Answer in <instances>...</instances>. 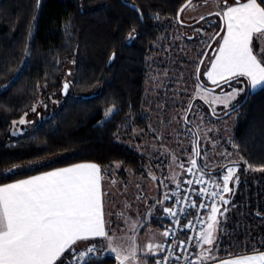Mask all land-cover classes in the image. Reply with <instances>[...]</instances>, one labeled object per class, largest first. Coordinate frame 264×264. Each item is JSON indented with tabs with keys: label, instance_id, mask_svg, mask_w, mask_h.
I'll use <instances>...</instances> for the list:
<instances>
[{
	"label": "trees",
	"instance_id": "trees-1",
	"mask_svg": "<svg viewBox=\"0 0 264 264\" xmlns=\"http://www.w3.org/2000/svg\"><path fill=\"white\" fill-rule=\"evenodd\" d=\"M185 2L128 0L143 13L141 21L124 0H41L38 11L36 0H0V169H19L6 180L0 178V184L82 162L106 169L115 163L139 168L143 157L124 137L148 125L149 60L157 50L166 55L172 49L170 36L179 26L176 16ZM214 24L218 32L220 20ZM133 28L139 35L129 44L125 37ZM113 52L116 57L109 63ZM68 63L73 67L70 93L61 94L60 108L33 130L9 138L14 122L31 111L42 90L47 95L62 89ZM200 80L204 82L202 73ZM112 106L118 114L101 124L103 112ZM229 116L236 118L229 148L242 160L232 215L238 224L234 238L243 249L232 251L227 241L221 253L237 257L264 251V172L246 170L248 165L264 166V91ZM29 164L31 170L21 167ZM208 173L222 183L220 172ZM238 229L243 230L240 235Z\"/></svg>",
	"mask_w": 264,
	"mask_h": 264
},
{
	"label": "snow or ice",
	"instance_id": "snow-or-ice-1",
	"mask_svg": "<svg viewBox=\"0 0 264 264\" xmlns=\"http://www.w3.org/2000/svg\"><path fill=\"white\" fill-rule=\"evenodd\" d=\"M40 3L41 0H36L37 11ZM124 3L125 6L135 10L139 14V19L143 21V13L135 4L128 3V0H124ZM203 3L215 9L208 15L220 18L222 21L220 32L224 34L219 46L214 49V58L211 60L210 66L204 72L207 78L204 83L200 81L199 68V64H203L204 60L199 61L193 74L195 76L193 99L199 97L209 104L213 116L216 115L214 107L216 104H222L233 112L239 111L249 102L254 93L264 91V0H203ZM197 6L193 0H186L177 13L176 22L182 24L183 21L179 18L180 14L186 9ZM153 18L158 21L159 14ZM205 19L206 17L201 15L197 23ZM208 23L211 25L212 22ZM70 24L69 21L66 27H70ZM202 31V28L194 29L196 34H200ZM28 35L31 37V28ZM138 35L133 28L125 40L130 44L137 39ZM217 36H219V32L208 39L215 40ZM162 39H167V37ZM187 39L192 40L193 37L189 36ZM207 47H211V44H207ZM24 55L25 57L29 55L27 44L24 48ZM198 55L206 56L207 53L201 51ZM115 57L116 53L113 52L109 63ZM23 63H26V60L22 61ZM22 70V67L17 70V76ZM167 78V70L163 72V78L159 75L154 77L158 86L165 90L166 95L168 89L165 80ZM207 82H210L212 87H208ZM10 84L3 86L4 89L7 90ZM224 85H227L231 90L227 93L222 91L219 96L213 94L216 88L223 89ZM69 87L70 82L65 81L62 86L65 95H68ZM183 91L187 92V89L185 88ZM177 95L178 93L174 94L173 104L176 102L175 96ZM237 97L242 98L235 104L231 103L237 100ZM157 108L163 111V105H157ZM198 108V105L189 102L184 108L182 116L185 126L184 134H191L192 157H194L190 158V166L185 169L189 175L194 177V179L184 181L189 186L184 189L185 192L191 191V186L194 183L196 185L209 183L205 180V176L209 175L207 161L201 165L198 173L195 171L198 163L197 158L202 153L207 157V149L201 147L200 125H195V130L188 127L194 123L189 119V113L203 120V117L199 116ZM115 114H118L115 106L109 107L103 112V119L100 123L110 121V118H114ZM172 121H176L175 116L167 123L171 124ZM176 122L180 123V121ZM18 123L23 125L26 120L21 118ZM208 131L211 132L213 129H208ZM179 135L180 133H177L178 137ZM215 139L213 138V143ZM233 148L238 149L239 146L233 144ZM221 155L230 157L231 153L225 152ZM172 159L175 162L174 153ZM244 163L247 164V161ZM21 167L31 170L33 165ZM115 167H119V164H116ZM180 167L184 169L183 164ZM246 170L264 172V166L248 165ZM18 171L19 169L16 167L7 170L0 169V178L6 180L10 175L17 174ZM238 171V166H229L226 169V174L222 176V186L213 181L215 190L207 192L204 187H201L198 192H194L197 198L209 196L212 200L210 214L207 217V221L210 223L207 224L206 229L200 231L196 238V247H199L201 251L198 260L195 261L190 259L186 251L176 255L178 247L186 249L191 246L193 237H188L187 241L174 238L171 246L165 247L170 234L175 237L178 229L191 230L192 228V221H189L187 225H180V216L183 215L186 218L189 214L188 210L175 206H179L184 201L188 204V208L206 210L208 207L207 201L197 204L195 200H191L189 195H181L179 182L176 183L175 190L165 191L162 199H154L153 203L147 207L145 215L152 216L159 207L177 227L168 228L160 233L164 239L159 242L153 236L150 242L144 246L146 251H143L137 244V234L140 228L144 227L143 217L138 214L137 219L133 220L128 216L127 209L131 207L129 204L125 203L124 208L115 214V220L112 219L111 212L107 214L106 218L103 201L105 193L102 191V169L96 163H76L27 179L0 184V264H106V260L113 257L117 264H180L181 260L184 261V264H208L209 259H214L213 249H215V253H219L217 234L223 230L220 225L225 218V213L229 210L227 207H223L221 210L218 205H229L230 200L226 199L223 194H234V189L229 187V183L231 181L236 186L239 185L240 178L236 175ZM149 175L153 181L158 179L152 172H149ZM170 178L176 181V174ZM209 180H212L211 176H209ZM112 182L115 183V181ZM160 184L167 187L163 180H160ZM140 198V196L137 197V199ZM173 198L174 206H166L165 202L173 200ZM257 216H260L259 212ZM197 219L200 218L197 217ZM121 221L124 224L123 229L119 223ZM201 228H203V224ZM82 241L87 243L80 247L79 242ZM260 243L264 245V239H261ZM205 245L209 247L205 248ZM163 252H167V255L157 258V255ZM205 253L209 255L206 256ZM219 264H264V253L245 254L240 258L230 260L224 259Z\"/></svg>",
	"mask_w": 264,
	"mask_h": 264
},
{
	"label": "rangeland",
	"instance_id": "rangeland-1",
	"mask_svg": "<svg viewBox=\"0 0 264 264\" xmlns=\"http://www.w3.org/2000/svg\"><path fill=\"white\" fill-rule=\"evenodd\" d=\"M193 3L197 4L198 6L195 8L186 9L183 13L182 20L188 19L192 15H194L193 17H200L201 15L205 16L207 12L215 10L212 6L205 5L203 3V0H196ZM219 20L220 18L216 19L215 22L218 23ZM197 28H202L204 30V28L201 26H198ZM215 32L217 33L215 28H212L209 33L202 31L203 36H206L204 39L188 42L187 40L183 39V37L177 34L176 29V31H174V33H172L170 36V40L172 42L170 48L172 49L168 48V50H170L169 53H166L165 55L163 54V52L160 53V51L157 50L151 56L149 60L151 73L149 75L147 85L148 125L145 129H136L131 132L130 135L124 137V142L135 151H137L143 157V161H141L139 168H137L136 170L125 168L120 163H115L110 168H107L108 172L111 173L113 178L115 179L117 187V202L119 204L121 202L123 208L125 203L131 205V198L133 197L132 187L136 188L137 182H141L145 185V187H147V185L149 184H145V182H155L159 183L160 185V180H163L167 187L170 188L173 185V180L170 178L172 170L178 171L179 164L181 162L186 161L190 163V158H194L192 157L191 134H184L185 126L183 125L182 121L183 110L187 107L189 102H192L194 105L199 106V116L203 117V120H201L198 116L190 113L191 116L189 114V119L194 123L188 126L192 127L195 130V125H200V129L202 132L200 136L201 147L207 149V157H205L202 153L200 156V163L203 164L205 161H207L208 169L216 171V173L220 172L221 174H219V177L221 181L223 174H226L227 167L238 166L240 171L242 160L236 152H234L233 150L231 151L228 143L232 138L236 127L235 116H225V113L230 112L231 109H226L222 104H216L214 106L216 115L213 116L210 109L211 106L209 104L205 103L204 100L199 97L193 99V89L195 81V76L193 74L195 73L199 61L201 60L198 53H200L201 51L205 52L209 48L207 47V43L209 41L208 37L215 34ZM176 37H179V39H176ZM221 37L218 39V43H220ZM202 41H205L207 43H204ZM158 46L161 45H157L156 47ZM212 49L213 48H211L210 52L212 51ZM210 60L211 58H208L202 68L201 73L204 82H206L207 79L204 75V72L210 66ZM165 70L168 71V78L165 80V84L168 89L167 95L165 93V90L159 87L156 79H154V77H156L157 75L163 78V72ZM72 71V64H65L64 72L66 74L68 73L66 75L65 81L71 83L72 74L69 75V73H72ZM200 81L201 83H204L202 82V80ZM63 83L64 81H62V84ZM207 86L212 87L210 82H207ZM185 88L187 89V92L183 91V89ZM230 90L231 89L228 86H225V89L214 90L213 94L219 96L221 95L222 91L224 93H227ZM62 92V89L59 92L50 91L47 92L46 95V92H43L42 90L36 103L33 106V108H35L36 110L33 111L32 108L31 111L27 113V115H24L22 117L26 120L25 124L21 125L17 121V123H14L12 125L9 131V138L12 139L18 137L26 133L27 131L33 130L45 118L49 117L50 115H54L61 106L60 98H63L61 96V94H63ZM69 93L70 88L68 94ZM175 93H178V95L175 96L176 102L173 104ZM240 99L241 97H237V100L232 101L231 103L235 104ZM195 101H197V103ZM157 105H163V111L159 110L157 108ZM173 116H175L176 121H180V123L172 121L171 124H168L167 122ZM208 129H213V131L209 132ZM162 133L163 135H161ZM177 133H180L179 137L177 136ZM213 138H216L214 143ZM120 141H123V138H121ZM225 152L231 153V156L229 157L221 155V153ZM173 153L176 157L175 162H173L172 159ZM116 164H119V167H115ZM149 172L155 174L158 179L156 181H153L149 175ZM167 173L168 175L165 178ZM229 187L235 189L237 188L236 185H234L233 187L231 181L229 183ZM137 188L141 189V186ZM232 195L233 193L226 194V199H229L230 203L227 206H223L227 207L229 210L227 213H225V218L220 225L223 230L219 231L217 234L219 253H215V249H213L214 259L209 260V262L215 260L218 257H224L225 253H221V251L223 249H227L225 248V246H228L227 241L231 244L230 246L233 247L231 249L232 251L237 252L243 249L237 238H234L235 227H238V224L234 222V217L232 215V210L235 207V205L232 204ZM223 207L221 208V210H223ZM135 217H137V215ZM208 223H210V221H207V224ZM206 228L207 225L205 229ZM238 230V235H240L243 230ZM204 247L207 248L209 246L205 245ZM198 251L200 252L201 249L199 248ZM216 255L218 256L216 257Z\"/></svg>",
	"mask_w": 264,
	"mask_h": 264
},
{
	"label": "crops",
	"instance_id": "crops-1",
	"mask_svg": "<svg viewBox=\"0 0 264 264\" xmlns=\"http://www.w3.org/2000/svg\"><path fill=\"white\" fill-rule=\"evenodd\" d=\"M223 34V33H222ZM222 36V35H221ZM219 46V43L217 44V47ZM214 58V55H212L211 60ZM210 60V63H211ZM82 163H87V162H82ZM99 165V164H98ZM71 166V165H69ZM102 169V176H103V180H102V191L105 193V195L103 196V201H104V210L106 213V218H107V214L109 212H111L112 215V219L115 220L116 216L115 214L117 212H120L123 209V206L117 202V187H116V182L113 183L112 181H115V179L113 178L112 174L108 172V170L104 167H102L101 165H99ZM67 167V166H65ZM62 168V167H61ZM58 169V168H56ZM55 170V169H52ZM50 170V171H52ZM48 172V171H46ZM44 173V172H42ZM39 173V174H42ZM36 174V175H39ZM173 174H176V181H173V185L168 188V187H164V185L159 183H155V182H145V184H149L147 185V187H145V185L143 183H138L137 185L141 186V189L139 188H135L132 187V198H131V207L127 209V215L130 216L133 220H136L137 217H135L136 215L138 216V214L140 216L143 217L142 223L144 225V227L140 228L138 234H137V244L140 246V248L143 251H146V249L144 248V246L150 242L151 238L153 236H155V239L157 242L163 240L164 238L162 236H160V233H162L165 230V225L167 223V216L163 213L162 209H160L159 207H157V209L153 212L152 216H147L145 215L146 210L148 205H151L154 201V199L156 198H163V193L165 191L171 192L172 188L176 185L177 182H181L182 180V174L181 172L176 171V170H172L171 172V176ZM168 173L166 174L165 178L167 177ZM34 176V175H33ZM31 177V176H30ZM27 177V178H30ZM24 178V179H27ZM165 184V182H164ZM166 185V184H165ZM140 196V199H137V197ZM166 206H171V200L166 201L165 202ZM130 209V210H129ZM121 228H124V224L123 222H119ZM87 242H79V246L83 247L85 246ZM199 247H197V252H196V257L195 260H198L199 257ZM143 251H142V255H143ZM264 253V251H260V252H256V253H252L249 255H258ZM160 255V253L157 255V257ZM204 255H209L208 253H205ZM218 255H216L217 257ZM243 256V255H241ZM241 256H224L221 258H216L215 260H212L211 262L208 261V264H219V262L221 260L224 259H235V258H240ZM211 260V259H209ZM117 262L109 259L106 261V264H116Z\"/></svg>",
	"mask_w": 264,
	"mask_h": 264
},
{
	"label": "built area",
	"instance_id": "built-area-1",
	"mask_svg": "<svg viewBox=\"0 0 264 264\" xmlns=\"http://www.w3.org/2000/svg\"><path fill=\"white\" fill-rule=\"evenodd\" d=\"M181 164L184 165V169H181V167H180ZM189 166H190V163L186 162V161H183L179 164V170L182 174V180L180 182L181 195H189L191 200H195L197 204H200L201 202L207 201L208 207L206 210L192 209V208H188V204L184 201H182L179 206H175L177 208H185L188 210L189 214L187 215L186 218H184L183 215L180 216V225L181 226L187 225L189 221H192V228H191V230H187V229L180 230V229H178L175 237L170 234V236L167 238V242L165 244V247H170L172 240L174 238H178V240H180V241H187L188 237H193V240L191 242V246L186 247V249H181L178 247L176 249V255H180L182 252L186 251V253L190 257V259L195 261L196 252H197L196 238L199 236L200 231L204 230L206 225H207V217H208L209 212H210L212 200H211V197H209V196H203V197L197 198L194 195V192H198L201 187H204L207 192H211V191L215 190L213 181L216 184H221V186H222V183L215 176L209 174L208 176H205V180L209 181L208 184L196 185L194 183L191 186L192 190L189 192H185L184 189L189 188V186L187 184H185L184 181H186L188 179H194V177L189 175L185 170ZM200 168H201V166L197 164V169L195 171H197V173H198ZM209 176L212 177V180H209ZM175 189H176V185L172 188V190H175ZM223 195L226 198V194H223ZM171 206H174V198H173V200H171ZM218 206L221 208L223 207V205H218ZM197 217H199L200 219H197ZM202 224H203V228H201ZM176 227L177 226L173 223L172 219L167 217V223L165 225V230L168 228H176ZM162 255H167V252L160 253L159 256H162ZM159 256L157 258H159ZM173 260H174V257H173ZM180 264H184V261L181 260Z\"/></svg>",
	"mask_w": 264,
	"mask_h": 264
},
{
	"label": "flooded vegetation",
	"instance_id": "flooded-vegetation-1",
	"mask_svg": "<svg viewBox=\"0 0 264 264\" xmlns=\"http://www.w3.org/2000/svg\"><path fill=\"white\" fill-rule=\"evenodd\" d=\"M210 12H213V11L207 12L205 14L206 19L202 20V21H199V23H197V21L199 20L200 17H193L194 15H192L191 17H189L188 19H185V20H182V17H181V21H183V24L179 23V26L177 27V34L180 35L181 37H183V39L187 40L188 42L189 41H193V40L197 41V40L204 39L206 36L204 37L202 32L200 34H196L194 32V30H191V29H195L198 26H201V27L204 28L203 32H206V33L208 32L209 33V30H211L212 27L215 25L214 23H215L216 19L219 18V17H216L214 15H208V13H210ZM182 16H183V14H182ZM209 21L212 22L211 25L208 23ZM189 36H192L193 39L192 40H188L187 37H189ZM211 42H212V40H211ZM215 47H217V46L213 45L212 48H215ZM210 56H212L211 52H210L209 56L207 57L206 61L208 60V58H211ZM206 61H205V63H206ZM197 160H198L197 164L200 165L201 157L197 158Z\"/></svg>",
	"mask_w": 264,
	"mask_h": 264
},
{
	"label": "water",
	"instance_id": "water-1",
	"mask_svg": "<svg viewBox=\"0 0 264 264\" xmlns=\"http://www.w3.org/2000/svg\"><path fill=\"white\" fill-rule=\"evenodd\" d=\"M195 0H193V2H194ZM182 14H183V12L180 14V17L179 18H181L182 17ZM221 24H222V21H221ZM222 33L223 32H220L219 31V36H217L216 38H215V40H212V42L210 43L211 44V47H209L207 50H206V53H207V55L206 56H203V60H204V63H205V61H206V59H207V57L209 56V54H210V50H211V48L213 47V45L215 44V42L221 37V35H222ZM217 47H215V48H213V50L211 51V55H214V49H216ZM204 63L203 64H200V76H201V71H202V68H203V65H204ZM70 88V87H69ZM218 89H220V88H216L215 90H218ZM63 93V92H62ZM63 96L65 97V96H67V95H65L64 93H63ZM231 113H233V111H230V112H228V114L227 115H230ZM190 114V113H189ZM227 115H225V116H227ZM112 260H114L115 261V259H114V257L112 258ZM117 264V263H116Z\"/></svg>",
	"mask_w": 264,
	"mask_h": 264
}]
</instances>
